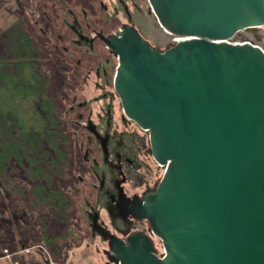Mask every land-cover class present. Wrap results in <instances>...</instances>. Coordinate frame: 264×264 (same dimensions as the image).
<instances>
[{"label": "water", "instance_id": "95a60500", "mask_svg": "<svg viewBox=\"0 0 264 264\" xmlns=\"http://www.w3.org/2000/svg\"><path fill=\"white\" fill-rule=\"evenodd\" d=\"M147 1L180 40L156 48L128 23L100 38L117 60L123 114L147 129L150 155L164 165L153 188L127 197L130 217L147 221L163 252L142 230L107 231V258L264 264V52L231 42L264 26V0Z\"/></svg>", "mask_w": 264, "mask_h": 264}, {"label": "rangeland", "instance_id": "374dc122", "mask_svg": "<svg viewBox=\"0 0 264 264\" xmlns=\"http://www.w3.org/2000/svg\"><path fill=\"white\" fill-rule=\"evenodd\" d=\"M126 2L130 13L138 11L149 21V28H146V22L144 25L139 24L152 45L164 49L172 44V35L160 27L147 0H125ZM16 19L22 22L23 28L34 40L35 60L57 103L58 118L65 137V143L60 144L65 147L67 164L58 176H54V182L65 194L66 205L53 209L43 203L34 206L32 200L28 203L27 200L14 196L0 182V264H23V260L22 263L19 261L21 255L25 254L22 251L25 244L22 242L33 240L39 229L46 234H58L72 229L68 233L70 242L73 239L79 245L90 242L93 249L90 255L102 257L101 251L106 248V242L99 235H91L89 220L85 214L89 210V204L99 209V217L109 229L111 225L107 211L97 204V199H100L97 196L99 178L96 171L101 169V151L84 126L86 118L90 117L94 123H99L97 113H101L107 101L111 107V130L124 131L134 138L133 146L140 165L137 174L142 181L135 185L132 178L125 183L129 195L140 194L146 185L155 186L164 168L150 155L148 135L139 130L122 112L112 84L116 58L109 54L105 45L97 38L94 40L93 53L87 52L84 46L76 45L73 41L75 33L70 25L74 19L87 35L93 36L98 32L108 34L117 31L123 22H127L126 15L118 0H0L1 56L7 50L2 38L4 30ZM243 35L247 36L242 39L261 41L264 27L258 26L252 33L244 32ZM105 58L109 60L108 82L103 89L113 96L100 99L98 96L101 90L97 84L104 85L105 82L96 77L94 69L96 62ZM117 234L122 235L119 232ZM154 241L156 249L161 252L160 240L154 237ZM89 253L88 251L87 254ZM36 262L34 258V263L31 264H38Z\"/></svg>", "mask_w": 264, "mask_h": 264}, {"label": "trees", "instance_id": "16d2710c", "mask_svg": "<svg viewBox=\"0 0 264 264\" xmlns=\"http://www.w3.org/2000/svg\"><path fill=\"white\" fill-rule=\"evenodd\" d=\"M2 38L7 50L0 55V182L34 206L61 208L66 196L55 186L54 176L66 167L67 158L60 144L65 137L57 103L35 60L34 40L22 22H11ZM71 230L58 235L63 238ZM58 235L45 233L46 244L52 246Z\"/></svg>", "mask_w": 264, "mask_h": 264}, {"label": "flooded vegetation", "instance_id": "af4514ba", "mask_svg": "<svg viewBox=\"0 0 264 264\" xmlns=\"http://www.w3.org/2000/svg\"><path fill=\"white\" fill-rule=\"evenodd\" d=\"M121 9L126 15L127 22L133 25L138 29V31L149 41L146 36L145 31L142 29L139 23L145 24L146 28H149L148 22L144 14H140V12H135L134 14L129 12L128 3H125V0H118ZM135 3V2H133ZM134 7L137 8V5L134 4ZM122 23V24H123ZM121 24V25H122ZM120 25V27H121ZM72 30L75 33L74 43L78 46H84L87 52H94V40L99 39L104 45L105 43L101 40L100 34L107 35L102 32H98L93 36L87 35L82 30L80 24L74 21L73 24L70 25ZM119 27V28H120ZM119 30V29H118ZM117 30V31H118ZM117 31L111 32L115 33ZM110 34V33H108ZM154 46V45H153ZM106 47V45H105ZM158 48L157 46H154ZM107 49V47H106ZM108 51V49H107ZM110 54V53H109ZM109 60L105 58L104 60H99L96 62V67L94 69V73L96 77L102 78L104 85L97 84V86L101 90V94H99L100 99H106L108 97H112L111 92L103 89V87L108 82V66ZM101 113L98 112L99 123H94L90 117L86 118V122L84 126L86 130L89 132V135L93 137L96 144L98 145L99 150L101 151V169L100 171H96V175L99 178V185L97 187V196L100 199L97 204L101 208H105L107 214L109 216V222L111 225V229L107 227L105 222L99 217V209L95 208L96 206L89 204V210L85 211V214L89 220V226L91 228V235H99L103 241L106 240L102 237L101 233L104 232H112L120 233L122 235L121 238H124L127 233L133 230H143L145 231L147 221L142 219H134L130 217L128 213V205H127V197L131 198L133 193L129 195L125 189V183L133 178L134 184H141V177L137 174L139 168V162H137L135 150L136 148L133 146L134 138L124 133V131H115L110 128V115H111V107L107 101L104 103ZM104 113V114H102ZM81 117V116H80ZM89 122L93 123L91 125L92 128L98 133L99 136H96L93 132L89 130ZM150 148V147H149ZM95 164V163H94ZM105 179L107 182L105 183ZM154 187V186H153ZM149 185L145 186V189L141 191L140 195L147 192L149 189L153 188ZM103 198V201L101 200ZM130 204V203H129ZM98 207V206H97ZM36 237L33 240L22 242L25 244L22 248L23 253L29 254L25 260H23V264H31L34 263V258L38 264H56V259L59 254L64 249L65 245L78 246L76 244V239L70 240L68 239V234H65L63 238H60L58 234V238L53 241L52 248L48 246L44 240L45 232L40 229L37 230ZM41 236V237H40ZM40 237V239L38 238ZM69 241L70 243H68ZM62 242V243H61ZM39 247V248H38ZM25 251V252H24ZM107 243L106 248H103V254L106 257V261L109 264H113L107 258ZM21 252V250H19ZM32 252V253H30ZM34 253L36 255H34ZM34 257V258H32ZM39 257V259H38ZM52 257V258H51ZM22 263V259L19 260ZM44 261V262H43ZM18 264V262H15Z\"/></svg>", "mask_w": 264, "mask_h": 264}, {"label": "crops", "instance_id": "0c3cea01", "mask_svg": "<svg viewBox=\"0 0 264 264\" xmlns=\"http://www.w3.org/2000/svg\"><path fill=\"white\" fill-rule=\"evenodd\" d=\"M90 242H85L83 244H80L78 246L72 245H65L62 250V252L59 254V256L56 259V264H109L106 261V257L103 254L102 249V257L97 255H90L93 251L92 247L90 246ZM90 252L87 254V252ZM95 251H98L97 248H95ZM25 254L21 255L22 260H25L28 256H24ZM34 255H36L34 253ZM28 264V262H27Z\"/></svg>", "mask_w": 264, "mask_h": 264}, {"label": "bare ground", "instance_id": "6f19581e", "mask_svg": "<svg viewBox=\"0 0 264 264\" xmlns=\"http://www.w3.org/2000/svg\"><path fill=\"white\" fill-rule=\"evenodd\" d=\"M252 31H254V28L253 27H250V28H246V29H243V30H241V31H239L238 33H237V37H239V38H243V37H246L247 35H243L244 34V32H247V33H252ZM181 38H179V37H177V36H171V41H178V40H180Z\"/></svg>", "mask_w": 264, "mask_h": 264}, {"label": "built area", "instance_id": "2783aa9c", "mask_svg": "<svg viewBox=\"0 0 264 264\" xmlns=\"http://www.w3.org/2000/svg\"><path fill=\"white\" fill-rule=\"evenodd\" d=\"M152 234V233H151Z\"/></svg>", "mask_w": 264, "mask_h": 264}]
</instances>
